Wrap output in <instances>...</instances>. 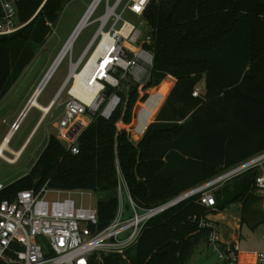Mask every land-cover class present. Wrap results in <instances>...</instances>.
I'll return each mask as SVG.
<instances>
[{
    "label": "trees",
    "instance_id": "16d2710c",
    "mask_svg": "<svg viewBox=\"0 0 264 264\" xmlns=\"http://www.w3.org/2000/svg\"><path fill=\"white\" fill-rule=\"evenodd\" d=\"M66 1L46 0L40 6V0H18V20L27 23L0 35V100L46 41ZM141 17L151 32L144 46L154 55L147 86L168 75L175 78L164 102L169 78L139 105L134 138L146 127L149 104L163 102L143 137L134 143L116 127L118 119L131 120L133 86L123 112L118 108L107 119L91 118L77 136V153L49 134L29 171L0 189V203L44 184L91 190L97 195L96 229L101 230L116 211L118 174L133 200L151 207L264 150V0H150ZM199 83L203 92L194 96ZM256 174L247 171L215 189L212 207L195 194L151 217L126 250V259L104 254L101 264H185L193 246L207 237L208 230L199 226L207 211L240 203L241 224L246 212L252 217L261 212L255 205L262 195L252 190Z\"/></svg>",
    "mask_w": 264,
    "mask_h": 264
},
{
    "label": "built area",
    "instance_id": "2783aa9c",
    "mask_svg": "<svg viewBox=\"0 0 264 264\" xmlns=\"http://www.w3.org/2000/svg\"><path fill=\"white\" fill-rule=\"evenodd\" d=\"M45 1L40 0V6ZM149 1L115 0L109 4L106 0L103 14L91 19L100 0L83 23L82 26H85L98 21V26L80 57L76 61H71L69 57L68 75L53 100L57 106L63 105L62 113L56 120L58 133L55 136L65 143L70 152H78L77 136L94 115L99 114L107 119L118 108L123 112L132 87L140 91L148 84L154 55L144 44L150 41V29L148 27L147 34L141 37V30L123 19L122 14L129 11L143 21L141 16ZM17 2L0 0V35L15 32L27 23L18 20ZM89 61L79 79L81 92L90 96L84 100L72 90L76 81L75 72L80 74ZM64 91L67 97L62 100L60 96ZM199 93L200 88L196 86L192 95ZM82 116L86 117L84 124L69 137L67 132L76 121L82 120ZM18 127L19 123L15 120L0 141V159L8 163L16 161L17 150L8 147L9 139L6 147L1 148V145ZM116 127L129 131V126L121 119L116 121ZM253 169L257 170V174L252 190L262 195L264 150L210 180L151 207L138 205L131 197L124 177L118 174L116 211L111 222L101 230L96 229L97 212L90 203L96 193L91 190L54 189L46 184L38 189L20 190L12 201L3 200L0 203V264H89L92 259L101 264L104 254H117L126 259V250L136 243L151 217L195 194H199L201 204L212 207L215 205V189ZM3 186L0 183V189ZM123 194L126 204L122 200ZM199 226L208 230L206 245L215 258L212 264H240L237 242L224 240L216 224L209 219L200 220ZM261 237L264 240V232ZM254 264H264V251L254 255Z\"/></svg>",
    "mask_w": 264,
    "mask_h": 264
},
{
    "label": "rangeland",
    "instance_id": "374dc122",
    "mask_svg": "<svg viewBox=\"0 0 264 264\" xmlns=\"http://www.w3.org/2000/svg\"><path fill=\"white\" fill-rule=\"evenodd\" d=\"M92 0H67L62 7V10L58 14L57 20L54 22V25L51 30V34L49 35L47 42L44 44V49L40 51L37 60L32 65L35 66L38 60L40 62L45 60L48 54H51L52 58L57 51L59 50V46L62 43L61 41L64 39L66 33L71 30L76 23V21L81 17V15L85 12L87 7L89 6ZM109 4H112L115 0H107ZM125 1V0H124ZM106 6V0H101V2L97 5L95 10L91 15V19H96L101 14H103ZM121 7L118 8L120 11ZM123 19L133 23L141 30V37H144L148 32V26L141 20L140 17L133 16L129 11H126L122 14ZM120 22L116 25L118 28ZM98 26V21L92 22L88 24L86 27L80 30L77 37L72 43L71 50L65 55L63 61L59 64L57 70L55 71L54 75L50 79L48 83H46L43 93L39 99L40 102H47V100L54 95L57 86L61 83L64 76L67 74V65L69 57L71 56L72 60H76L85 45L88 43L90 37L92 36L93 32ZM37 68V66H36ZM34 68V69H36ZM30 69V71H31ZM29 71V72H30ZM27 73L23 78L17 81L11 89L7 91V93L2 97L0 101V141L2 137L7 132L9 125L12 120H14L17 116V112L19 111L21 105H23L26 92L31 84V78H27ZM35 75V72L32 74ZM32 76V77H33ZM170 79L169 76L163 78L159 84L162 83L164 79ZM175 80V78H174ZM157 85L145 86L140 91H137L136 98L132 105L131 109V120L127 124L129 126V137L134 142L137 143L144 135L148 126L155 120V116L158 112V108L161 107L163 102L165 101L168 93L172 89L173 86L171 85L163 102H152L149 106L145 109L143 116L144 119V130L141 132L140 136L137 138L133 137V131L136 128V124H138V107L139 105L145 104L148 99L150 98V90ZM33 88V86H32ZM61 99L64 100L67 96L65 91L61 94ZM62 107H55L53 108L51 114L48 116L46 121L43 125L35 131L29 140L26 142L24 148L20 152L17 157V160L13 163H8L2 159H0V183L6 185L20 177L23 173L29 171L35 160L37 159L39 153L44 148L47 139L46 138V122L49 117L52 115L53 117L57 118L59 113L61 112ZM148 116V117H147ZM38 119V112L32 109L28 111L22 120L19 123L18 130H16L9 138L8 145L12 149H17L21 143L24 141L25 137L34 126L36 120ZM85 118L82 120L79 119L76 121L71 129L72 135L84 124ZM183 119L179 120L178 123H182ZM56 128H53L50 124L49 131L55 132ZM9 156L8 153H5ZM222 186V185H221ZM220 186V187H221ZM217 190V189H216ZM214 192V191H213ZM97 199V195H94L91 198L90 203L92 205L95 204ZM122 200L124 204H126V197L123 194ZM87 201V198H86ZM241 207V204H240ZM255 207L260 210L261 212L258 213L257 217L250 216L249 212L245 213V221L242 223L239 231H238V247L239 253L243 254L247 261H251L254 254L259 251H264V240L262 239V233L264 232V222L261 221L263 219L262 212L264 211V194L261 196V200L255 205ZM218 210L213 209L211 211H207L204 215V218H209V215H214L217 213ZM215 261L213 254L207 248L206 239L201 238L192 248L191 252L187 256L185 260V264H212Z\"/></svg>",
    "mask_w": 264,
    "mask_h": 264
},
{
    "label": "crops",
    "instance_id": "0c3cea01",
    "mask_svg": "<svg viewBox=\"0 0 264 264\" xmlns=\"http://www.w3.org/2000/svg\"><path fill=\"white\" fill-rule=\"evenodd\" d=\"M83 14H84V13H83ZM83 14H82L81 17L76 21V23L74 24L73 28H72L71 30H69V31L66 33L64 39L61 41L62 43L60 44V46H59V50L57 51V53H56L52 58H50V57H51V54H48V55L46 56L45 60H42L41 62H40V60H38V61L36 62L37 64H36L35 66H33V69H31L32 65H33V64L35 63V61L37 60V57L39 56L40 51H41L42 49H44V44H45V42H47V39H48L49 35L51 34V32H50V34H49L48 37L46 38V41H45L42 45H40V46L37 47L34 58H33V59L29 62V64H28V65L22 70L20 76H19L18 79L15 81V83H16V82L19 81L21 78H23L27 73H29V74L27 75V78H28V79L31 78V84H30L29 88L27 89L25 101H24L23 105H21L19 111L17 112V116H16V118H15L14 120H12L11 123H13L15 120H17V122L20 123V121L22 120V118L24 117V115H25L28 111H30V110H32V109H34V110H36V112H38V119L36 120L34 126L31 128V130L29 131V133L27 134V136L25 137V139H24V141L21 143V145H20L17 149H15V150H18V151H16V152H21V151H22V149L24 148L26 142L29 140V138L32 136V134H33L35 131H37V130L43 125V123L46 121V119H47L48 116L51 114V112H52L53 108L55 107V105H56V107H60V106H61V107H62V110H63V105H59V106H57V104H55V103L53 102V100H54V97H55V95H56L58 89L60 88V86L62 85V83L64 82L65 78H66L67 75H68V71H69V60H68V65H67V74L64 76V78H63V80L61 81V83L59 84V86H57V89H56L54 95L51 96V97L47 100V102H40L39 99H40V97H41V94L43 93V89H44L46 83H48V82L50 81V79H51L52 76L54 75L55 71L57 70L59 64L63 61L64 58L61 59V61H59V62L57 63V65L54 67L53 71L51 72V74L49 75V77L47 78V80L45 81V83L43 84L41 90L38 92V94H37V96H36V98H35V101H34L35 104H31V105L26 109V112H25L24 115L21 114V112L23 111V109L26 107L29 98L32 96V94H33V93L35 92V90L37 89V87H38V85L40 84L41 80L43 79V77L45 76L46 72L48 71L49 67L51 66V64L53 63V61L57 58V56L60 54V52H61L63 46L65 45V43L67 42L68 38H69L70 35L72 34L74 28L79 24V22H80V20H81V18H82V16H83ZM53 25H54V23L51 25V30H52ZM86 26H87V25L82 26L81 29H83V28L86 27ZM81 29H80V30H81ZM80 30H79V32H80ZM79 32H78V33H79ZM93 33H94V32H93ZM77 35H78V34H77ZM92 35H93V34H92ZM76 37H77V36H76ZM76 37H75V38H76ZM91 37H92V36H91ZM91 37H90L88 43L90 42ZM74 40H75V39H74ZM74 40H73V41H74ZM73 41H72V43H73ZM88 43L85 45V47L83 48V50L81 51V53L79 54V56L77 57V59H78V58L80 57V55L84 52V50H85V48L87 47ZM70 59H71V61H73L71 57H70ZM77 59H76V60H77ZM76 60H74V61H76ZM36 66H37V68H36ZM34 68H36V69H34ZM30 69H31V71H30ZM29 71H30V72H29ZM34 72H35V75L33 76L32 74H33ZM32 76H33V77H32ZM168 76L170 77V80L172 81V82H171V83H172L171 85L173 86V84L175 83L174 77H172V76H170V75H168ZM15 83H14V84H15ZM14 84H13V85H14ZM13 85H12V86H13ZM32 86H33V88H32ZM202 86H203V83H199V84L197 85V87L200 88V92H203V87H202ZM10 89H11V88H10ZM10 89H9V90H10ZM0 101H1V100H0ZM52 102H53V103H52ZM44 109H45V110H44ZM62 110H61V112L59 113V116H60V114L62 113ZM158 110H159V108H158ZM59 116H58V117H59ZM58 117H57V118H58ZM57 118H55V117H53V116L51 115V116L49 117V119L47 120V122H46V126H45V129H46V131H47V132H46V138H45V140L48 138L49 134L57 135V133H58V130H57V127H56V124H57V123H56V120H57ZM81 118L83 119V118H86V117H85V116H82ZM11 123H10V124H11ZM50 124L52 125L53 128H56V129H55V130H56L55 132H50V131H49V126H50ZM17 130H18V129H17ZM5 134H6V133H5ZM2 138H3V137H2ZM8 147H9V145H8ZM9 148H10V147H9ZM10 149H11V150H14V149H12V148H10ZM19 154H20V153H19ZM39 154H40V153H39ZM16 160H17V159H16ZM27 172H28V171H27ZM27 172H25V173H27ZM25 173H23V174H25ZM23 174H22V175H23ZM240 216H241V207H240V203H231V204H229L228 206H226L223 210L218 211V212L215 213L214 215H213V214H212V215H209V216H208L209 218H207V219L213 221V222L216 224V226H217V228H218V230H219V233H220L221 237H222L224 240L235 241V242L238 243V231H239V229H240V227H241V225H242V224H241V220H240ZM238 244H239V243H238ZM254 255H255V254H254ZM254 255H253L251 261H247V259L245 258V256H244L243 254H240V257H241L240 264H254Z\"/></svg>",
    "mask_w": 264,
    "mask_h": 264
},
{
    "label": "bare ground",
    "instance_id": "6f19581e",
    "mask_svg": "<svg viewBox=\"0 0 264 264\" xmlns=\"http://www.w3.org/2000/svg\"><path fill=\"white\" fill-rule=\"evenodd\" d=\"M100 1V0H95L93 2V4L86 10V13H85V16L83 18V20L81 21L79 27H81L83 25V23L85 22V20L87 19V17L91 14V12L93 11V8L94 6L96 5V3ZM71 47H72V38L66 43V45L63 47L62 51L60 52L57 60H56V63H58L61 59H63L65 57V55L71 50ZM55 63V64H56ZM90 61L85 65V68L83 69V71L78 74V72H75V77H76V81H75V84L73 86V90L72 92L78 96V97H81L83 98L84 100H88L90 98V96L88 94H83L80 90V84H79V79L81 78V76L84 74L87 66L89 65ZM52 72V70L49 72L48 75H50ZM35 99L33 98L32 99V103L31 104H35ZM45 110V109H44ZM67 135H69V137L72 136V129L70 128V131L67 132ZM9 135L6 137V141H3L2 145H1V148H4L7 146V140L9 139ZM18 151V150H17ZM20 152H16L15 151V158L18 157ZM14 158V159H15Z\"/></svg>",
    "mask_w": 264,
    "mask_h": 264
},
{
    "label": "water",
    "instance_id": "95a60500",
    "mask_svg": "<svg viewBox=\"0 0 264 264\" xmlns=\"http://www.w3.org/2000/svg\"><path fill=\"white\" fill-rule=\"evenodd\" d=\"M79 25H80V24H78V25L74 28V30H73L72 34L70 35V37L68 38L67 42H68L71 38H72V41L75 39V37L77 36L79 30L81 29V27H79ZM67 42H66V43H67ZM66 43H65V45H66ZM65 45H64V46H65ZM64 46H63V47H64ZM62 49H63V48H62ZM61 51H62V50H61ZM58 56H59V55H58ZM58 56H57V58H58ZM57 58L53 61V63H52L51 66L49 67V69H48V71L46 72L45 76L43 77V79L41 80L40 84L38 85L36 91H35V92L32 94V96L29 98L26 107H25V108L23 109V111L21 112L22 115L25 114L26 109L31 105V103H32V99H33V98H34V99L36 98L38 92L41 90L43 84L45 83V81H46L47 78L49 77V75H48L49 72H50L51 70L53 71L54 67L57 65V63H56ZM55 63H56V64H55Z\"/></svg>",
    "mask_w": 264,
    "mask_h": 264
}]
</instances>
